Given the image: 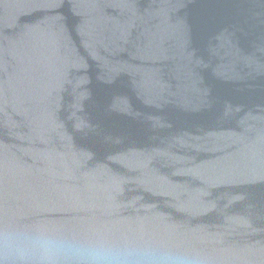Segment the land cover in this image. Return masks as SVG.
Instances as JSON below:
<instances>
[{
  "label": "water",
  "instance_id": "95a60500",
  "mask_svg": "<svg viewBox=\"0 0 264 264\" xmlns=\"http://www.w3.org/2000/svg\"><path fill=\"white\" fill-rule=\"evenodd\" d=\"M16 235L264 264V0H0Z\"/></svg>",
  "mask_w": 264,
  "mask_h": 264
},
{
  "label": "clouds",
  "instance_id": "9594fccd",
  "mask_svg": "<svg viewBox=\"0 0 264 264\" xmlns=\"http://www.w3.org/2000/svg\"><path fill=\"white\" fill-rule=\"evenodd\" d=\"M11 242L28 264H177L150 249H117L47 235H16Z\"/></svg>",
  "mask_w": 264,
  "mask_h": 264
}]
</instances>
